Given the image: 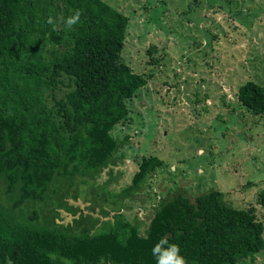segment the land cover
<instances>
[{"label": "trees", "instance_id": "obj_1", "mask_svg": "<svg viewBox=\"0 0 264 264\" xmlns=\"http://www.w3.org/2000/svg\"><path fill=\"white\" fill-rule=\"evenodd\" d=\"M76 11L79 22L68 27ZM129 23L107 0H0V191L13 200L0 198V264H157L153 247L165 236L187 264H239L264 250L255 206L229 205L220 190L195 201L182 191L164 197L144 231L121 211L164 164L143 155L129 184L109 188L130 141L114 130L132 121L128 100L148 83L124 58ZM238 98L264 114V85L247 81ZM79 183L93 203L110 204L102 219L68 202ZM28 200L41 209L20 218ZM257 203L264 207V188ZM61 209L79 217L64 224Z\"/></svg>", "mask_w": 264, "mask_h": 264}, {"label": "rangeland", "instance_id": "obj_2", "mask_svg": "<svg viewBox=\"0 0 264 264\" xmlns=\"http://www.w3.org/2000/svg\"><path fill=\"white\" fill-rule=\"evenodd\" d=\"M107 1L130 17L124 58L148 80L128 100L132 121L114 130L130 141L120 150L126 161L113 167L116 180L109 188L129 184L143 155L164 161L121 211L144 231L164 197L182 191L195 201L212 188L229 205H254L264 223V207L257 203L264 188V114L252 113L238 98L247 81L264 85V0ZM150 46L157 51L150 54ZM108 172L97 182H105ZM86 188L79 183V198L68 202L102 219V207L110 204L100 197L93 203ZM41 205L28 200L17 214L25 218ZM80 211L61 209L62 223ZM113 213L106 219L113 220ZM91 230L99 232L100 222ZM239 264H264V250Z\"/></svg>", "mask_w": 264, "mask_h": 264}, {"label": "clouds", "instance_id": "obj_3", "mask_svg": "<svg viewBox=\"0 0 264 264\" xmlns=\"http://www.w3.org/2000/svg\"><path fill=\"white\" fill-rule=\"evenodd\" d=\"M81 13L76 11L74 15L70 16L66 23L68 27L79 22ZM48 23H53L49 18ZM153 255L157 259V264H187V259L181 254L178 244L169 243L167 236L162 237L153 247Z\"/></svg>", "mask_w": 264, "mask_h": 264}]
</instances>
